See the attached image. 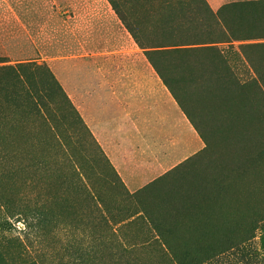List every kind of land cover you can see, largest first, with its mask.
<instances>
[{
    "label": "rangeland",
    "instance_id": "374dc122",
    "mask_svg": "<svg viewBox=\"0 0 264 264\" xmlns=\"http://www.w3.org/2000/svg\"><path fill=\"white\" fill-rule=\"evenodd\" d=\"M191 2L121 8L143 47L200 44L179 48L196 51L168 66L170 90L148 62L156 50L140 49L107 0H0V67L32 65L0 74V264H264V81L253 83L246 49L264 44L260 0L237 1L257 3L239 14L226 4L221 19ZM118 65L152 69L188 126L148 100L128 117L118 104L114 166L89 99L112 72L131 74ZM198 72L232 75L220 89L241 110L207 118L214 88Z\"/></svg>",
    "mask_w": 264,
    "mask_h": 264
},
{
    "label": "trees",
    "instance_id": "16d2710c",
    "mask_svg": "<svg viewBox=\"0 0 264 264\" xmlns=\"http://www.w3.org/2000/svg\"><path fill=\"white\" fill-rule=\"evenodd\" d=\"M107 1L110 4L111 9L114 12L115 16L118 18V20L124 26L125 30L134 38V40L136 41V44L140 47V49H143V50L154 49V50H156V51H152V52H150V51L146 52L148 62L152 65V67L154 68V70L156 71L158 76L160 77L163 85L166 88L171 90L172 79L170 78L171 72L167 71L168 66L171 65L173 60L176 59L177 57H180L179 61H181L185 55L187 56L188 54H192L191 52L196 51V50H191V49H179V48L187 47V46H195V45H200V44L196 43V44L191 45V44L185 43L183 45H177L175 43L167 42V43H157V44H155L149 48L143 47L141 44L138 43L137 39H135L136 34H135V31H134L131 23L128 21V16H126L124 13V10L121 9L123 7V4H125V3L127 4L130 0H124L121 3H119L117 0H107ZM138 1H142V5L140 6V9H142L145 13L146 12L149 13V11L155 10L153 7L147 6L149 0H133L134 3L138 2ZM191 1L192 2L190 3L189 6H191L192 9L195 10V8H196V9L200 10L201 12H203L204 14H206L207 16H209L213 19H216V18L221 19L222 12H223L225 7H221L218 10V12L216 13V15H214L210 11L209 6L207 5L205 0H191ZM226 6H229V7L233 8L234 10L238 11L237 13L239 14V13H243L241 11V8H243V7L252 8L254 6H257V3H251V2H247V3L246 2H241V3L238 2L237 3V2H235V3H231L229 5H226ZM135 9L136 8L132 3V5L128 8L129 15H131L132 12H135ZM251 12H252V14H250V15H251V17H253L254 10H252ZM258 14H259L258 18L261 19L264 17V0H260V12ZM260 39L264 40V36L260 37ZM261 47L264 48V44L250 45V46L246 47V49L248 48V50H247L248 52L253 51V49H254V51L257 52L258 58L256 61H255V59H252V60L249 58L247 59L249 66L253 69V73L255 74V79H253L254 84H256L257 81H259L260 83L264 81V60H262V59L260 60V53L258 52ZM153 57H156L157 60L154 59ZM161 62H164L166 64V66L163 67ZM31 66L32 65H18L15 68L0 67V74H1V72H6V73L10 72L12 74L24 73V71L26 69L30 68ZM17 70L19 72H17ZM200 74L201 73L198 72L197 77L200 78V80L202 82L204 81V83H202L200 86H206V87L214 88V89L206 90V95L202 101L201 107L205 108L204 112H205L207 118H209L211 116L213 117L218 113H225V115L228 116L230 114H227L226 111L230 110L231 108L236 109V110H241L236 104L233 103L231 97L225 96L220 89L222 83H227L230 85L232 83V85L234 87L235 79L233 78L232 75L228 74L226 79H224V78L219 77V76H214L212 73H208V74H204V75H200ZM188 80L189 81H196L195 78H190ZM35 94H36V92L33 93V95H35ZM172 95H173V98L178 103L179 107L182 108L178 98L173 93H172ZM37 104H38L37 101L34 102V105H35L34 107H36ZM183 111H184V109H183ZM186 117L188 118L190 123H192V125H194L193 122L191 121L190 117H188L187 115H186ZM215 118L216 117H214V121H215ZM235 125H237V121L234 118H232L230 120V122L228 123V126L234 127ZM227 133H228V135H234L235 138H237L241 134V132H239V131H232V130H229ZM236 147H237V142L234 144V148H236Z\"/></svg>",
    "mask_w": 264,
    "mask_h": 264
},
{
    "label": "crops",
    "instance_id": "0c3cea01",
    "mask_svg": "<svg viewBox=\"0 0 264 264\" xmlns=\"http://www.w3.org/2000/svg\"><path fill=\"white\" fill-rule=\"evenodd\" d=\"M205 1L209 8L213 12H216L226 4L243 0ZM137 68L139 67L135 65H118L117 70H123L131 74H127V78L122 80L120 78L121 73L112 72V75L108 78H104L102 82L98 83L96 97L89 99L90 103H93L98 107L97 114H102V119H104V121H101L100 124L97 123L96 125H90L92 134L114 166L116 165L115 163L117 159V155L114 154L117 149L116 140L119 138L117 131L120 125H122V127L124 126V121H114V114L120 111V107L122 113L124 112V117H128L129 113L125 112V110L129 108V105L132 109L131 110L129 108V110L134 111V108H137L138 103L142 104L144 100H148L153 106V112L156 111L157 114H163L166 119L171 120L173 118V123H176L177 125L180 123V125L184 128L188 126V123L182 117L176 105L172 103L164 87L158 80L156 81L153 78L152 69L146 67L145 65L144 67L140 66L144 73L138 76L136 74ZM88 83L90 84L87 86L90 87L94 84L92 82ZM154 92L156 93L154 94ZM91 95L92 92H89L88 97ZM155 101L158 102L154 104ZM118 104H120L119 108L117 106ZM89 106L91 107V104ZM150 108L152 110V107ZM121 154V159H124V153L122 152ZM170 168H167L166 170Z\"/></svg>",
    "mask_w": 264,
    "mask_h": 264
},
{
    "label": "bare ground",
    "instance_id": "6f19581e",
    "mask_svg": "<svg viewBox=\"0 0 264 264\" xmlns=\"http://www.w3.org/2000/svg\"><path fill=\"white\" fill-rule=\"evenodd\" d=\"M200 210V209H199Z\"/></svg>",
    "mask_w": 264,
    "mask_h": 264
}]
</instances>
